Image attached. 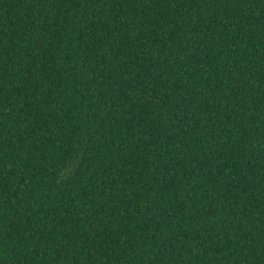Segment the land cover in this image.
Here are the masks:
<instances>
[{
  "label": "trees",
  "instance_id": "trees-1",
  "mask_svg": "<svg viewBox=\"0 0 264 264\" xmlns=\"http://www.w3.org/2000/svg\"><path fill=\"white\" fill-rule=\"evenodd\" d=\"M0 264H264V0H0Z\"/></svg>",
  "mask_w": 264,
  "mask_h": 264
}]
</instances>
